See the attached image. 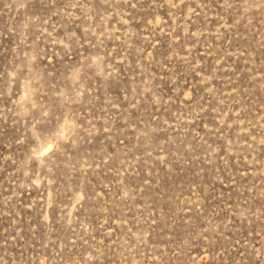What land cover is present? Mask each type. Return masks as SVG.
Returning <instances> with one entry per match:
<instances>
[{
	"label": "rangeland",
	"instance_id": "1",
	"mask_svg": "<svg viewBox=\"0 0 264 264\" xmlns=\"http://www.w3.org/2000/svg\"><path fill=\"white\" fill-rule=\"evenodd\" d=\"M0 264H264V0H0Z\"/></svg>",
	"mask_w": 264,
	"mask_h": 264
}]
</instances>
